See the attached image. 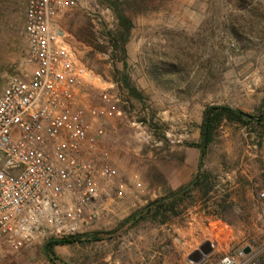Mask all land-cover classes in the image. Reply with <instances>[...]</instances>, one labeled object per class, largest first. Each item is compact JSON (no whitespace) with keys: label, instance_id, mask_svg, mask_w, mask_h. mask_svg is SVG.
I'll use <instances>...</instances> for the list:
<instances>
[{"label":"rangeland","instance_id":"obj_1","mask_svg":"<svg viewBox=\"0 0 264 264\" xmlns=\"http://www.w3.org/2000/svg\"><path fill=\"white\" fill-rule=\"evenodd\" d=\"M25 9V0H0V94L28 70ZM67 30L122 100L105 145L143 188L136 205L123 201L112 219L56 245L55 264H197L208 240L213 257L248 245L264 264V124L224 120L202 145L207 107L264 111V0H93L72 12ZM201 174L209 189L193 188L165 217L134 218ZM46 241L0 247V264H52Z\"/></svg>","mask_w":264,"mask_h":264},{"label":"built area","instance_id":"obj_2","mask_svg":"<svg viewBox=\"0 0 264 264\" xmlns=\"http://www.w3.org/2000/svg\"><path fill=\"white\" fill-rule=\"evenodd\" d=\"M91 1L25 0L28 70L0 94L1 248L80 234L138 202L142 182L126 179L105 145L122 100L67 39L72 12ZM259 196L264 222V189ZM247 246L197 264H261Z\"/></svg>","mask_w":264,"mask_h":264},{"label":"trees","instance_id":"obj_3","mask_svg":"<svg viewBox=\"0 0 264 264\" xmlns=\"http://www.w3.org/2000/svg\"><path fill=\"white\" fill-rule=\"evenodd\" d=\"M127 29L126 31H128ZM224 120H227L229 122H241L243 124L256 122L264 124V111H262L259 115H252L244 112L241 109H235L226 105H213L207 107L204 112L202 123L203 151H205V149L211 143L215 130ZM202 145L200 146L202 147ZM199 185H202L203 187L209 189L210 182L207 175L201 174L200 176H197L196 179H194L190 184L187 185V188L182 191V193L176 194L175 197H165L164 199H158L151 202L141 215H138L139 213L136 212V214H134V218L137 220L145 215L165 217L169 209L175 208V205L182 201L184 195L188 194L193 188ZM75 237L76 236L73 235L68 237L51 238L45 242V252L52 264H55L57 262V257L54 253V247L56 245L70 243L77 239Z\"/></svg>","mask_w":264,"mask_h":264},{"label":"water","instance_id":"obj_4","mask_svg":"<svg viewBox=\"0 0 264 264\" xmlns=\"http://www.w3.org/2000/svg\"><path fill=\"white\" fill-rule=\"evenodd\" d=\"M213 250H214L213 243L209 240L205 241L203 244H201L199 249L196 250L195 253L193 254V258L195 262H200L201 260H203L204 256L211 254ZM250 250H251L250 246L244 248V251L246 253L250 252Z\"/></svg>","mask_w":264,"mask_h":264}]
</instances>
